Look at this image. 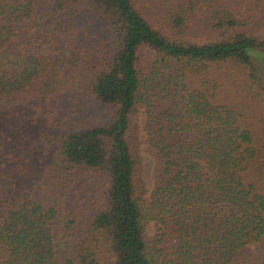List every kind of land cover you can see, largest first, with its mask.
<instances>
[{
  "label": "trees",
  "instance_id": "1",
  "mask_svg": "<svg viewBox=\"0 0 264 264\" xmlns=\"http://www.w3.org/2000/svg\"><path fill=\"white\" fill-rule=\"evenodd\" d=\"M263 52L264 0H0V264H264Z\"/></svg>",
  "mask_w": 264,
  "mask_h": 264
},
{
  "label": "rangeland",
  "instance_id": "2",
  "mask_svg": "<svg viewBox=\"0 0 264 264\" xmlns=\"http://www.w3.org/2000/svg\"><path fill=\"white\" fill-rule=\"evenodd\" d=\"M91 26L93 27L94 30H97L100 34H102L105 37H109V33L107 31V28L103 24L102 20L98 16H91ZM192 41H195L200 44L206 43L208 40L206 37H194ZM264 55V52L262 53ZM253 56L254 62L257 64V67L260 70V74L264 76V56ZM263 114L264 116V107L260 108V116ZM258 117V116H256ZM260 118V117H258ZM144 114H143V109H139V114L137 119L134 120V125L139 128V141L141 142L140 144V158L142 159V176L143 180L146 184V189H147V198H149L150 194L152 193L154 186H155V172H156V160L154 158V155L152 152L148 151L147 144H146V134L144 133ZM155 230L153 224H149L148 226V235L152 236L154 235Z\"/></svg>",
  "mask_w": 264,
  "mask_h": 264
}]
</instances>
